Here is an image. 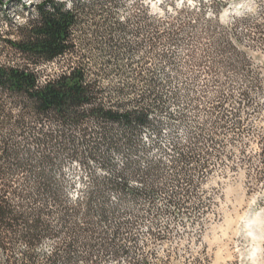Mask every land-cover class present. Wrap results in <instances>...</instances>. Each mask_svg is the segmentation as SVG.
Returning a JSON list of instances; mask_svg holds the SVG:
<instances>
[{
	"label": "trees",
	"instance_id": "16d2710c",
	"mask_svg": "<svg viewBox=\"0 0 264 264\" xmlns=\"http://www.w3.org/2000/svg\"><path fill=\"white\" fill-rule=\"evenodd\" d=\"M127 1L24 5L31 16L16 27V40L4 39L25 62L0 63L2 264H139L132 252L139 223L178 215L191 176L209 175L212 158L233 157L220 148L244 126L240 115L264 113L262 69L246 52L264 55V0L238 11L227 0H161L155 10ZM144 44L165 65L209 79L169 93V80H110L121 72L120 57ZM57 60L44 76L41 67ZM200 108L205 118L179 138L174 129L186 123L185 111ZM256 144L251 190L264 182V130ZM71 163L85 171L79 180L68 173ZM163 194L168 207L156 208ZM168 234L154 224L148 230L155 242Z\"/></svg>",
	"mask_w": 264,
	"mask_h": 264
},
{
	"label": "rangeland",
	"instance_id": "374dc122",
	"mask_svg": "<svg viewBox=\"0 0 264 264\" xmlns=\"http://www.w3.org/2000/svg\"><path fill=\"white\" fill-rule=\"evenodd\" d=\"M42 1L44 0H0V63L25 62L20 55L6 46L4 39L16 40L18 38L16 27L31 16L32 11L25 9V6L30 7ZM132 1L134 0H128L126 4L129 5ZM227 1L233 11H238L235 10L236 6L247 9L254 7L253 0ZM145 2L155 10L161 0ZM181 3L182 0H177L176 5L180 6ZM117 13L121 20L127 16V10L123 7H119ZM126 37L130 39L129 36ZM144 37L146 35L141 34L137 39L139 41ZM246 52L252 61L261 67V77L264 78V55L257 50ZM158 53H160L158 49L151 50L145 44L137 47L129 57H120L123 62L121 72L110 75V80L115 84L134 79L169 80L171 82L167 87L169 93L187 81L196 80L200 84V81L209 79L196 70L193 74L189 73L190 67L178 63H175L174 67L165 65L164 61L156 58ZM59 62L63 61L57 60L41 67L44 70L43 75L53 74L58 69ZM174 62L183 61L176 59ZM175 69L179 72L175 73ZM195 89L198 91L197 85ZM184 99L186 101L188 98ZM177 107L169 109L168 112L177 110ZM166 113L163 112L160 116L165 118ZM185 114L186 123L174 129V133H178L182 139L190 132L189 127L194 123L192 121L199 122L201 118H205L204 108H200L196 113L185 111ZM240 116L243 119L247 118L244 126L237 136H228L220 148L224 155L233 152V157L230 160L223 157L212 158L209 175L204 178H199L198 174L191 176L190 199L183 205L181 212L176 216L163 213L153 221L154 226L168 231V237L165 240L152 241L148 235V230L153 225L150 219L141 221L133 231L135 245L132 252L138 254L139 264H264V182L256 190L248 187L251 171L258 165L255 156L258 147L256 140L264 130V113L251 115L243 113ZM166 140V136L160 138L161 143H165ZM240 151L244 152L243 162L239 160L243 157L238 155ZM120 160L119 158L118 162ZM68 173L74 180H79L85 175V171L76 163L68 165ZM165 196V194L159 196L156 208L168 207ZM203 212L204 218L201 221L198 217ZM48 248V245L44 246V250ZM103 264L133 263L119 260Z\"/></svg>",
	"mask_w": 264,
	"mask_h": 264
},
{
	"label": "bare ground",
	"instance_id": "6f19581e",
	"mask_svg": "<svg viewBox=\"0 0 264 264\" xmlns=\"http://www.w3.org/2000/svg\"><path fill=\"white\" fill-rule=\"evenodd\" d=\"M239 9H240V7L239 6H236L235 10H239Z\"/></svg>",
	"mask_w": 264,
	"mask_h": 264
}]
</instances>
